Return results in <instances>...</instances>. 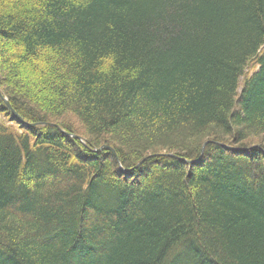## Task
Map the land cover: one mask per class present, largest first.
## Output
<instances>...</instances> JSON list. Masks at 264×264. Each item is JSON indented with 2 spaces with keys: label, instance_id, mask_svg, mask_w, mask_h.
<instances>
[{
  "label": "trees",
  "instance_id": "obj_1",
  "mask_svg": "<svg viewBox=\"0 0 264 264\" xmlns=\"http://www.w3.org/2000/svg\"><path fill=\"white\" fill-rule=\"evenodd\" d=\"M0 92V264H264V0H0Z\"/></svg>",
  "mask_w": 264,
  "mask_h": 264
},
{
  "label": "water",
  "instance_id": "obj_2",
  "mask_svg": "<svg viewBox=\"0 0 264 264\" xmlns=\"http://www.w3.org/2000/svg\"><path fill=\"white\" fill-rule=\"evenodd\" d=\"M0 94H1V92H0ZM4 100H5L6 105L8 106V108H10V109L12 110V112L14 113V111H13V109L11 108V106H10L8 100H7L6 98H4ZM77 138H78V137H77ZM78 139H80V138H78ZM206 144H207V143H206ZM206 144H204V146H203V150H204ZM102 149H109V150H111V148H109V147H102L100 150H102ZM163 156H169V157H171V158H177L176 156H174V155H172V154H170V155H165V154H164ZM150 157H151V156H150ZM150 157L145 158L143 161H145L146 159H148V158H150ZM143 161H142L139 165H141V164L143 163Z\"/></svg>",
  "mask_w": 264,
  "mask_h": 264
},
{
  "label": "rangeland",
  "instance_id": "obj_3",
  "mask_svg": "<svg viewBox=\"0 0 264 264\" xmlns=\"http://www.w3.org/2000/svg\"><path fill=\"white\" fill-rule=\"evenodd\" d=\"M252 66H253V65H252ZM254 70H255V69H254V66H253V67L250 66V68L247 70L248 75H251L252 72H253ZM0 119H1V117H0Z\"/></svg>",
  "mask_w": 264,
  "mask_h": 264
}]
</instances>
